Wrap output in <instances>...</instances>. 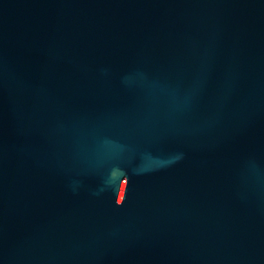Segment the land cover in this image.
<instances>
[{
    "label": "water",
    "instance_id": "1",
    "mask_svg": "<svg viewBox=\"0 0 264 264\" xmlns=\"http://www.w3.org/2000/svg\"><path fill=\"white\" fill-rule=\"evenodd\" d=\"M0 264H264V0H0Z\"/></svg>",
    "mask_w": 264,
    "mask_h": 264
}]
</instances>
